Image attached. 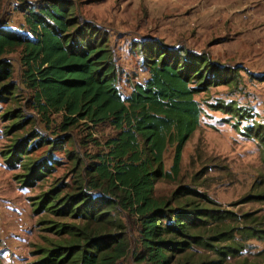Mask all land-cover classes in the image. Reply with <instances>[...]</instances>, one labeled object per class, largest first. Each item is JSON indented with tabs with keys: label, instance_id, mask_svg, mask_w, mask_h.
I'll list each match as a JSON object with an SVG mask.
<instances>
[{
	"label": "trees",
	"instance_id": "1",
	"mask_svg": "<svg viewBox=\"0 0 264 264\" xmlns=\"http://www.w3.org/2000/svg\"><path fill=\"white\" fill-rule=\"evenodd\" d=\"M74 6L71 0L22 4L18 7L23 10L25 31L0 26V98L15 100L22 86L40 123L52 128L51 116L60 118L50 138H39L35 146L41 141L49 148L72 142V135L60 134L80 123L107 124L113 129L104 139L89 135L94 151H84L81 157L73 152L78 164L73 186L55 185L39 195L37 210L74 222L48 227L63 237L42 247L33 264H118L130 250L127 234L117 230L122 224L115 213L120 211L137 223L131 251L134 262L209 264L195 258L192 248L209 247L219 255L230 251L226 249L231 246L219 243L227 230L216 229L211 235L200 232L212 220L224 218V211L206 193L189 186H180L172 201L155 196L154 186L180 173L183 146L202 111L194 94L212 80L226 77L203 54L151 38L139 43L148 76L125 95L117 84L105 34L76 17ZM16 48L20 49V85L11 81L13 66L3 57ZM7 112L15 120L13 127L24 122L20 109ZM14 140L6 155L9 165L28 154L36 136L29 144L26 138ZM169 147L172 158L167 170L164 153ZM33 162L28 159L23 164L28 172L25 183L51 168L48 159ZM181 196L185 200L176 202Z\"/></svg>",
	"mask_w": 264,
	"mask_h": 264
},
{
	"label": "rangeland",
	"instance_id": "2",
	"mask_svg": "<svg viewBox=\"0 0 264 264\" xmlns=\"http://www.w3.org/2000/svg\"><path fill=\"white\" fill-rule=\"evenodd\" d=\"M40 1L0 0V26L25 31L23 10L18 6ZM71 1L76 17L92 22L105 34L117 68V84L125 95L148 76L139 43L151 38L165 46L203 54L216 66L214 70L219 68L226 77L212 80L194 94L202 111L196 130L183 146L180 173L173 179L158 180L154 194L172 201L180 186H189L206 193L224 211V218L212 220L200 232L211 235L216 229L227 230L219 243L232 248L219 255L209 247L193 246L195 258L209 264H264V136L260 138L264 134V0ZM19 54V48L3 54L12 63L11 81L17 85ZM20 87L15 100L0 98L1 264H33L42 247L63 237L48 227L74 221L37 210L35 202L55 185H74L78 164L73 152L81 157L84 151H94L89 135L104 139L113 134L107 124L80 123L60 134L72 135V142L49 148L41 141L35 146L39 138H50L60 118L51 116L52 128L40 123L28 90ZM19 109L24 122L13 127L15 120L7 111ZM35 136L28 154L9 165L6 155L14 139L26 138L29 144ZM171 158L169 147L164 153L167 170ZM28 159L33 163L48 159L51 168L25 183L28 172L23 164ZM185 198L178 197L176 202ZM115 214L122 224L117 230L125 232L130 242V250L118 264H138L131 255L137 223L124 212Z\"/></svg>",
	"mask_w": 264,
	"mask_h": 264
}]
</instances>
